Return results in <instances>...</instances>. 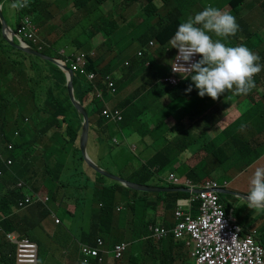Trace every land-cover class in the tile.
I'll list each match as a JSON object with an SVG mask.
<instances>
[{"label": "trees", "instance_id": "16d2710c", "mask_svg": "<svg viewBox=\"0 0 264 264\" xmlns=\"http://www.w3.org/2000/svg\"><path fill=\"white\" fill-rule=\"evenodd\" d=\"M81 1L83 3H81L80 0H29L25 14L31 16L33 21L41 29L43 24L52 18L51 15L53 12L50 8L53 9L56 7L61 9L62 7H70L72 12V8H80L77 13L81 14L82 11H86L87 22L90 23L91 27L96 29V31L92 30L89 32V40H92V44H94L93 40H97V37H100L103 39V43L98 47L97 44L96 46L94 45L95 52L98 53L97 58H90L89 51L86 53L87 58H90L88 60L87 70L89 73L96 75L95 81L93 84L89 83L87 79L77 73L76 78H74L75 96L76 100L82 105L88 104L87 112L90 118V133L98 130V135H101L106 134L109 123H115L113 120L106 119L105 116H103V113L106 110V105L118 96L120 89L126 85L129 76L134 73L138 74L140 72L147 71L146 64L150 63L151 66L156 61H161L162 64H164L162 66L163 72H160L159 78L168 76L167 73L169 70L168 67L165 66V63L169 58L171 61H174L175 57V54H173L174 48H171L172 46L169 41L177 31L179 24L182 23L181 20L183 16L197 4L195 0ZM157 1H161L163 3V8L154 5ZM136 2H142L144 5L140 21L141 19H144L145 22L143 24L140 23L139 25H136L135 31L134 33H130L132 36L128 38V41L139 44V51L143 52V58H137L138 53L136 56L130 55V58L128 59L129 66H126L128 61L122 62L125 50L118 48V43L121 42L119 40L120 35L118 33L119 26L116 24V20L113 19L118 12L111 11L106 14L105 8L110 4H113L115 9L118 5L124 12V7L128 10L132 4ZM249 2L251 3L249 4ZM228 4L231 8L230 12L236 17L240 26L239 31L232 37L230 43L232 42L233 46L243 44L250 49H260L258 53L261 57L260 63L264 65V30H260L259 33H253L257 32V27L254 25L255 20L252 16H245L243 14L246 9H249L251 14L256 19L262 21L264 27V0H228ZM95 10L98 12L97 16H91ZM40 16L44 19V23L41 22ZM122 18L123 17L120 16V19ZM151 21L155 24L151 23ZM84 23L85 20L83 18L82 26H84ZM131 23L134 24L132 20L131 22L128 21V27ZM116 38L118 39V42L116 41ZM74 43L77 44V47L85 49L87 47L86 40L83 42L74 41ZM150 43L155 44V47L159 46V48L153 47L154 49L151 50L152 55L149 57V54L145 51L150 49ZM34 45L32 43L31 46L34 47ZM163 50H166V55L162 53ZM43 53L48 54L47 46H44ZM47 63L51 66L54 75L57 76V81L53 82V94L52 91L50 94L53 101L50 105H53V108L56 111L54 110V112L49 114H47V112H45L46 114H37L40 115L39 117L42 119L46 118L44 122L41 121V123L44 124V127L40 128L37 134L40 137H44L45 135H48V133H51L52 135L50 138H58V145H50L52 150L60 157V160H58L56 165L51 162L50 154L47 153L49 144L48 141L40 142L41 144L39 147L41 149H45L41 156L43 157L42 159L37 158L34 152L30 151V153L25 154L22 151L24 145L22 146V143L19 140L13 141L10 136L13 135L14 129L16 128L9 127L7 123L8 118L6 110L8 106L5 108L0 107V146L7 149V144L9 142L14 143L15 145V148L9 150L7 153L8 158L12 162L11 170L7 171V173L3 175H0V260L3 264H15L14 246L7 238L8 233H16L19 239L28 238L35 242L39 248L40 264L43 263L41 259L42 256H44L46 260L49 256L46 248L41 242H39L42 240L31 237L34 233L32 222L26 223L23 218H15L19 215L15 214L18 209V205L24 202L28 196L34 199L37 196H43L41 193H47L50 196L51 209L53 206L56 209V206L60 204L56 213L58 212L60 215L67 214L70 218H75V221L77 219V215L75 217L74 214L69 212V205L75 206L77 213H79V209H84L86 207L90 197L89 193H85L90 189L87 183L89 181V174H87V172H94L86 165L80 151V137L82 134L83 120L75 111L67 95L66 79L63 71H61L58 66H54L50 62ZM168 66L170 67V65ZM263 70L264 68H262V71ZM258 78L259 76L257 74L254 77L256 84L254 89L258 88L256 83ZM109 83L114 84V93L113 88L111 89L108 87ZM148 85V87L144 88V91L134 93L129 100L123 103L120 101L118 96V107L111 109L112 112H115L116 110L122 112L123 120L118 123V126L122 131L131 127L135 130V134L139 135L143 140L146 136H150L152 131L148 123L144 119L140 118L142 114L150 116L149 112H143L142 114L139 113L140 104L154 98L156 99V102L153 105H155L168 95L172 96L174 101H179L185 97V93H188L187 89L189 85H192V89L195 87L191 79L183 82L178 88H170L169 85L166 86L167 88H163L158 84V80H153L151 83L148 82ZM160 89H164V91H158ZM101 90L103 95L101 98H98L96 91ZM143 96V101H139ZM237 96L239 98H243L245 95ZM153 105L150 106L152 107ZM11 115V119L16 121L14 125L15 127L19 124V121L17 122L19 115L18 113H12ZM157 117L158 116L153 118L155 119ZM240 125L241 123H237L234 127H230L222 136V139H225L224 141H217L208 145L211 149V153L208 151L207 153L215 156L213 157V160L217 161L219 167H225L226 164H230V167H237L246 170L264 156V141H242L237 144L235 141L232 143L229 142L231 133L234 130H237H233V128L239 127L238 129H240ZM91 141H93V139L90 135L89 142ZM221 143H225V145ZM175 144L180 147V141H176ZM175 144H170L166 148H171V146L176 147ZM25 145H28L26 150L35 149L30 146L29 143H26ZM39 147L37 149H39ZM169 148L165 151H159L154 159L148 163L149 165H143L141 169H137L132 173L130 172L128 177H125L123 174H121V177L130 183L140 186H157L160 188L170 187V185H165L164 181L157 177L159 172L163 173L162 171L169 169V166L175 162V159L170 157L172 153H168ZM43 159H45V164L42 162ZM209 161L212 160L203 161L199 166L194 168L192 170V174L189 175L190 180L199 187L204 186L208 180H213V167L210 166ZM154 169H158L159 172H154ZM99 177L104 180H108L102 176ZM75 178H85V185L76 184L78 182L72 183L71 180ZM33 182L38 185H43V187L40 186L38 189L34 190ZM112 185L114 186L111 187V192L105 189L101 192L100 190H96L94 187H91V189L96 191L95 198H99L104 204V207L100 208V216L102 214L105 216H111L115 208L117 209L120 204L124 206L126 205L128 212L135 216L133 222L135 223L137 229H139L140 225L147 220L142 219L140 216V213L142 212L141 207H144L148 210V212H150L152 209L157 210L159 206L164 204L165 210H163V213L171 214L170 212L175 210V207L180 200L179 195H181L141 193L125 188L115 182L112 183ZM61 192L63 197L62 201H59L57 197L61 194ZM75 192H78L79 194L75 195ZM119 196L123 197V201L121 199L119 200ZM150 196L156 197L157 201L155 203H150L148 199ZM224 198L225 197L222 196V199ZM143 204H146V207L142 206ZM223 204L226 207L225 211L229 213L227 202L223 200ZM33 206L34 207L25 210L24 213H27L29 216H36L38 220L47 218L48 212L42 203H37ZM197 213L198 210L196 215ZM253 215L254 213H251V216ZM122 216L127 217L128 213H123ZM259 216L261 220H263L262 216ZM240 219V222L242 220L249 219V215L247 213H240ZM61 220V225L59 226L60 230L65 231L68 224H66L64 220ZM150 225H155V223L145 224L144 226L146 230ZM99 238L105 239L103 235H99ZM45 239L52 242L49 237ZM97 239L98 238L91 233L89 238L84 240V243L92 247H97L98 242L102 241L103 249L106 248L104 240ZM259 240L264 246V228L260 234ZM104 251L108 253L105 249ZM180 257L182 256H172L171 261H176ZM105 258V254H101L102 262H100L99 259H91L86 263L104 264Z\"/></svg>", "mask_w": 264, "mask_h": 264}, {"label": "crops", "instance_id": "0c3cea01", "mask_svg": "<svg viewBox=\"0 0 264 264\" xmlns=\"http://www.w3.org/2000/svg\"><path fill=\"white\" fill-rule=\"evenodd\" d=\"M14 2L15 1L12 0H0L5 23L13 32L9 37L15 44H21V37L17 36V30L21 22V17L24 15V11L21 12L12 9L11 5ZM50 9L53 12V9ZM51 21L52 18L48 22H45L43 28L40 29L41 39L43 41L45 40L46 43H50V47H47V55L53 58L59 57L60 59L56 58L58 60H61L63 57L68 59L75 53L78 47L72 46L70 43L65 50L56 51V43L59 42V47H61L62 42L67 39L68 33L64 27L57 29L55 23ZM79 23L81 25L83 24L81 21ZM77 33L80 32L78 31ZM97 39L100 41L97 44L98 47L103 43V39L100 37H97ZM3 42H5L4 45ZM251 50L256 52L255 49ZM96 54L98 55L97 52ZM17 57L22 61L21 63L23 64L21 65H23L25 70L20 68L19 64L15 63L14 59ZM0 62V107L5 108L6 105L14 101L15 106L13 105V113H18L19 115L17 120L20 124L19 126L17 125L19 129L15 130V133L19 132V136H16L14 133L13 139H18L22 143L21 145H24L22 151L25 154L31 151L26 150L28 145L26 146L25 144L35 142L33 137H38L39 143L48 141L47 153L50 154L51 162L56 165L60 157L52 150L50 145H58V138H50L52 135L51 133H48V135L44 137H40L37 132L40 128L44 127L41 121L44 122L46 118L41 120H37V118H39L42 113L47 112V114H49L55 110L53 105H50L53 102L52 98L47 97V95L51 94L53 82L57 81V76L54 75L51 66L47 63L48 61L28 55L11 46L3 35L1 23ZM29 68L34 70L30 71ZM145 73L146 71L138 74L134 73L128 77L126 85L119 91V99L122 103L129 100L134 93L142 92L145 87L149 86V81L144 75ZM147 74L150 78L149 72H147ZM64 75L65 79H67L65 73ZM258 76L259 78L256 81L258 88L251 91L253 94L249 93L240 99H236V96L232 92L224 93L218 100H213L208 96L202 98L199 96L198 90L194 87L191 92L185 93V97L179 101H174L172 96L168 95L155 105H153L156 102L154 98L142 102L139 106V113L149 112L152 117L158 116L155 118L156 122L150 123V129L152 131L150 136H146L143 140L139 135L135 134V130L131 127L122 131L118 123H109L106 134L98 135V130L89 134V137L91 135L93 139L91 142L88 140L89 149L87 146V153L89 158L103 170L116 176H120V174L124 173V175L128 177L130 175L129 171L132 173L137 169H141L143 165L152 161L159 151L168 150L169 147L166 148L167 146L175 144L176 141H180V147L175 144L176 147L171 146V148H169L168 153H172L170 157L175 159V162L169 166V169L162 171L163 173H161V175H163L165 179L173 174L183 181H191L189 175L192 174L193 168L199 164V161L201 159L204 161L212 160L209 161V164L213 167V177H215V179L219 178L220 183H230V191L247 196L250 187V173H253L256 166L264 165V156L256 162V164H253L246 170L230 167V164H226L225 167H219L217 161L213 160L215 156L209 154L211 153V149L208 145L217 141H224L225 139H222L223 134L237 123H241L240 129H238L239 127L233 128V130H237L231 133L229 137L230 143L233 141H235L236 144L242 141H264V70L263 73L260 72ZM160 79L161 78L158 79V84L163 88H167L166 86L168 85L161 83ZM25 91L28 93L39 92L41 99H39L35 105L29 102L31 107L27 111V116H22L19 108L21 102L24 100L23 97L26 95ZM158 91H164V89ZM190 93L194 94V97H190ZM143 98L144 96L139 101ZM209 100H211V102L208 103ZM150 105L153 106L151 107ZM199 106L206 107L205 111L207 115L202 116L196 124L190 125L189 127L186 126L185 128L180 126L179 129V123L182 122L184 117L182 112L186 110H195L196 107ZM116 107H118L117 97L106 105V109L109 110ZM39 113L40 115H37ZM6 114L8 125L11 126V128H17L14 127L15 121L11 119L12 115L9 113L8 108ZM144 117L145 115L143 114L140 116L142 119H144ZM157 119H159V121H157ZM202 120L203 123H205V125L202 126L203 128L200 127ZM116 139L122 141L120 146H118L119 141ZM221 144L225 145V143ZM38 150L40 156L36 157L42 159V150L40 147ZM207 151L209 153H207ZM204 154L206 156H204ZM117 167L119 170H115ZM84 171L87 172L86 170ZM70 174L73 175L72 173ZM87 174H89L88 185L94 187L96 190L102 192L105 185L109 187L114 186L112 185V183L115 182L113 180H104L95 172H87ZM79 180L80 178H75L72 179L71 182H78L76 183L78 185H83V182H86L85 178L81 179V184ZM164 184L166 185L165 181ZM40 186L43 187V185ZM94 189L85 192L90 194L89 199L93 201L88 205L86 212L88 213L90 210L94 209L96 214L95 215L93 212L90 214L91 217L95 215L91 225L79 219V213H77L75 206L69 205L68 207L71 214H74L75 217L77 215V219L73 224H76V226L85 225L80 233H77L75 231L76 228L72 225L68 224L65 228L66 230L61 231L59 227L61 223L58 225L55 224L52 215H55L59 221L61 220L60 214H58V212L56 213L60 204L56 206V209L54 206L52 209L50 208L47 218L43 220H38L36 216H29L27 213H24V211L17 213L19 215L15 218H23L26 223L32 222L33 234L42 240L39 242H41L46 248V251H48L49 256L47 260L44 261L43 258H41L42 264H81L82 258L79 255L73 254L66 258L63 257L68 248H77L80 244L87 245L84 243V240L88 239L91 233L98 238L97 240L103 239L99 238V235L105 237L103 240L106 248L104 249L108 252V255L105 258L104 264H185V262L180 261V258L176 261H171L172 256L179 257L185 254V247L182 242L167 239L162 243H154V245L152 244L150 246H147L142 241L134 243L135 240L144 235L145 231L136 228L133 222L135 216L132 213L125 212L128 213L127 217H123V213H115L110 217L105 215L100 216L99 199L95 198L96 191ZM76 194L79 193L75 192V195ZM184 195L187 194L184 193ZM62 197L63 195L61 192L57 199L62 201ZM120 199L123 201L122 196H119V200ZM183 199L187 200L189 197ZM223 200L228 204V214L233 216L238 225L242 228L244 234H247L250 230H257L259 234H261L264 228V220H261L259 215L264 213V211L256 213L255 209L249 208L248 204L239 198L226 196ZM163 210H165L164 204L159 206L156 212L144 211L145 213H140V216L142 219H147V223H156V225L164 226L174 225V223H176L174 213H163ZM240 213H247L249 219L240 222ZM251 213H254V215L251 216ZM46 235L49 236L50 240L54 243L45 239L44 237ZM121 243L131 244L129 250L131 253L127 262H124L127 254L122 260H116L113 254L114 247ZM141 255H145L146 259L142 260Z\"/></svg>", "mask_w": 264, "mask_h": 264}, {"label": "clouds", "instance_id": "9594fccd", "mask_svg": "<svg viewBox=\"0 0 264 264\" xmlns=\"http://www.w3.org/2000/svg\"><path fill=\"white\" fill-rule=\"evenodd\" d=\"M12 1H15L11 5L12 9L19 10V9L24 8V10H23L24 15H26L25 10L27 9V6L29 4V0H12ZM23 11H21V12H23ZM239 27L240 26L236 20V17L230 11L223 10V9L218 8V7L211 6V5L206 6L203 10L197 12L194 16H189L186 21L179 24L177 31L175 32V34L171 37V39L169 41V43L172 46L171 48L178 49V52L175 53V57H174L173 62H175V60H176L178 64L183 66L185 68V70L189 73V76L186 78L183 76H175L172 73V67H171L170 75L162 77L160 79L161 83H163L165 85L172 86L173 88H178L183 82H186V81H188V79H191V81L195 85V88L198 90V94L200 97L203 98L205 96H208V97H211L213 100H218L219 97L226 92L227 93L232 92L234 95H247L249 93L253 94V93H251V91L256 87L254 77L262 71V68H264V65H262L260 63V60H261L260 55L256 52H254L253 50H251L250 48H248L247 46L243 45V44H238L237 46H233V45L229 46L230 44L228 45L227 43L224 42L229 37H231V40H232V37L235 36L236 33L239 31ZM38 28H39V26H38ZM253 33H257V32H253ZM39 36H40V28H39ZM20 39H21L22 43L31 42L28 40H24L23 38H20ZM44 46L48 47V45L45 41H43V43H42V49L41 50H39L38 45H36L35 49L38 50L39 52L43 53ZM150 47H152V46H150ZM43 54H45V53H43ZM139 55H141V56H139ZM76 56L77 55L75 53H73V55L70 56L68 59H65L64 57L61 58L60 62L65 64L72 71V69L70 67V61L69 60L76 57ZM196 56H199L200 59L194 60V57H196ZM91 57L97 58L96 52H92L90 54V58ZM57 58H59V57H57ZM137 58H139V59L143 58V52H139V54L137 55ZM89 59L87 58V64L85 67L86 74L87 75L88 74L93 75L94 81H95L96 75L93 73H89L87 70ZM128 63L129 62L126 63V66H129ZM149 65H150V63H149ZM148 68L149 67H146V69H148ZM173 70L176 71L174 68H173ZM72 72L74 73L75 78H76V74L78 72H74V71H72ZM78 74L81 75L80 73H78ZM82 77L87 79V81L89 83L93 84L94 81L90 82L88 80L87 76L86 77L82 76ZM171 79H176L178 81L177 84H173L170 81ZM110 84H112V83L108 84L109 88H110ZM106 85H107V83H106ZM112 85H113V91H115L114 90V84H112ZM74 90H75V87H74ZM187 91L188 92L192 91V85H189ZM96 92H97V94L101 92L103 95L102 90L96 91ZM75 98H76V96H75ZM91 101H92V99H91ZM87 106H88V104L86 105V107ZM105 112H109L112 115H114L115 112H119L122 115V112L118 111V110H116L115 112H112L111 110L106 109ZM103 116H105L104 113H103ZM105 118L107 119L106 116H105ZM122 120H123V117H122ZM114 122L119 123L117 121H114ZM16 129H19V127H17ZM16 129H14V133H15ZM14 133H13V135H14ZM13 135H10L11 139L13 141H17L18 139H13ZM16 136H19V134ZM10 145L13 146L12 149L15 148V145L12 142H9L7 144V149L0 146V153L3 155V158L5 159V162H3L1 167H0V169L3 171V174H5V173H7V171L11 170L12 164L10 166L6 167V165H7L6 162H7V160H9V158H8V156L6 157V155H5L9 152V150H12V149H9ZM120 145H121V143L118 144V146H120ZM41 150L43 152L44 148ZM145 165L147 166L149 164L147 163ZM153 171L156 173L159 172L158 169H154ZM129 173H130V171H129ZM122 174L124 175V173H122ZM100 176H102V175H100ZM121 176L122 175L120 174V176H118V177L122 178ZM102 177H104V176H102ZM157 177L159 179L164 180L167 185H170V187H166L168 189L190 190L191 193L187 194V195H189V199L193 194H195L196 192L198 193V191H192V189L189 186H187V183H191L195 187H199L196 184H194L192 181H183L182 179L178 178L176 175H173V174H171L167 179H165L163 177V175H161L160 172L158 173ZM171 177H175V179H179L182 183H184V185H182V186L172 185L170 182ZM104 178H106V177H104ZM210 181H216V180H210ZM208 182H209V180H208ZM115 183H118V182H115ZM118 184L125 187L121 183H118ZM225 184L227 185L226 186L227 188H224L221 190L230 191V189H231L230 183H224L223 185L222 184L221 185L225 186ZM249 185H250V187H249V191L247 193L246 201L245 200H243V201H245L248 204L249 208H253L257 211H264V165L256 166L254 168L252 176H251L250 181H249ZM153 187H157V186H153ZM103 189H105L109 192H111V190H112L111 187H109L107 185H105L103 187ZM41 194L43 196H40V198H41L40 201L38 200V198H39L38 196L34 199L28 196L27 198H31V200L33 202L31 204H28V205L24 204L25 201L20 203L18 205V209L16 210L15 214H17L18 212H21V211L28 210L29 208L34 207L33 205L37 204V203H42L44 208L48 212V210L51 208L50 198L46 196V193H41ZM153 194H156V193H153ZM170 194H174V193H170ZM176 194H184V193H176ZM224 197H226V196H224ZM46 199H48L47 202L45 201ZM189 199H187V200L183 199L182 200L180 197V200L178 201L177 206L175 207V210H173V213L175 212L174 213L175 221H176V213H177L180 202L188 201ZM222 203H223V199H222ZM21 204H23V205L21 206ZM119 206L120 207H118L117 209L115 208L112 215H114L115 213L122 214V213L128 212L126 205L124 206L121 204ZM103 207H104V204L99 199V209L103 208ZM100 213H101V210H100ZM100 213H99V215H100ZM48 214H49V212H48ZM260 215L262 216V218L264 220V213H262ZM108 217H110V216H108ZM145 224H147L146 221L144 223H142V225H140V227H139V229H143L145 231L144 235H142L141 238L135 240L134 243L142 241L147 246H150L152 244L154 245V243H162L167 239H172L176 242H182V244L185 247V254L181 255L182 257H180V261L186 262V261L192 259L194 261V263L196 264V261L191 256L192 249L187 247V245L185 244V241L175 240L171 234H169L166 238H163L161 240H157L155 238L154 234L157 233V231L166 230L168 232H171L175 227V223L172 226L156 225V223H155V225H150L147 230L144 226ZM250 231L258 232L257 230H250ZM258 234H259V232H258ZM11 236L16 237L17 239H19V238H18V235L16 233L15 234H12V233L7 234V238L9 239V241L14 246L15 260H16V264H17V248H16V244L13 243L11 240V238H10ZM143 236H144V239H143ZM259 237H260V234H259ZM259 237L257 240L263 246V244L259 240ZM85 246H90V245L80 244L79 247H77V248L76 247L68 248V250L65 251L66 253L64 254L63 258L69 257V256L74 254V255H79L82 258L81 264L88 262V260H91V259H88L87 257H85L83 252H82ZM90 247H92V246H90ZM130 247H131V244H128V243H121L119 245H116L113 249V254H114L115 259L116 260H122L124 258V256L129 252ZM117 250L120 251V253ZM102 251L106 257L108 255V253H106L104 251L103 247H102ZM117 255H120V256H118V258H117ZM36 264H40V262H39V248H38L37 263Z\"/></svg>", "mask_w": 264, "mask_h": 264}, {"label": "built area", "instance_id": "2783aa9c", "mask_svg": "<svg viewBox=\"0 0 264 264\" xmlns=\"http://www.w3.org/2000/svg\"><path fill=\"white\" fill-rule=\"evenodd\" d=\"M19 9L18 11H23ZM17 36L33 42L42 49V43L39 36V28L32 20L31 16L23 15L21 23L17 30ZM141 56V55H139ZM200 59L199 56L194 57V60ZM72 71L80 73L82 76H87L90 82L94 81L93 75L86 74L87 55L81 53L77 57L69 60ZM173 68L176 70L174 71ZM172 73L175 76L188 77L189 73L183 66L175 60ZM173 84H177L176 79L170 80ZM110 88L113 85L110 84ZM115 92V91H113ZM98 98L102 93H98ZM107 119L121 122L122 115L115 112L114 115L109 112H104ZM16 135L19 133L16 132ZM12 145L9 149H12ZM5 162L3 155L0 153V167ZM6 167L12 164L11 160H7ZM3 171L0 169V175ZM171 184L174 186H182L179 179L171 177ZM192 191H199L193 194L188 201L180 202L177 213L175 227L171 232L166 230L157 231L154 234L157 240L166 238L171 234L175 240L185 241L187 247L191 248V256L196 261V264H264V247L258 242L259 234L256 231L243 233L242 228L230 214L225 211V206L222 203V195L219 190L227 188L222 186L217 181H209L202 187H195L191 183H187ZM40 201L41 198L39 197ZM46 202L48 199L45 200ZM31 198H26L24 204H31ZM23 204H21L22 206ZM198 213L196 215V212ZM55 224H60V221L55 215L52 216ZM17 248V264H36L38 255V246L28 238L17 239L14 236L10 237ZM98 247L85 246L83 254L88 259H99L102 262L101 254H103V242H98ZM118 251V250H117ZM120 253V251H118ZM120 255H117V258Z\"/></svg>", "mask_w": 264, "mask_h": 264}, {"label": "rangeland", "instance_id": "374dc122", "mask_svg": "<svg viewBox=\"0 0 264 264\" xmlns=\"http://www.w3.org/2000/svg\"><path fill=\"white\" fill-rule=\"evenodd\" d=\"M196 1V4L193 8H191L182 18V22L186 21L187 18L189 16H194L197 12L203 10L206 6L208 5H211V6H214V7H218L220 9H223V10H228L230 11V6L228 4V0H195ZM81 3H83L81 0H80ZM251 2H249L250 4ZM155 6L157 7H161L163 8V3L161 1H157L156 4H154ZM103 6V5H102ZM143 3L142 2H136L134 4H132V6L127 10L125 7H124V12L119 8V6L117 5L114 9V5L113 4H110L109 6H107L105 8V12L106 14L111 12V11H114V12H118L116 13V16L113 18L115 19L116 21V24L119 26V40L121 41L120 43H118V48L120 49H123L125 50V53L123 55V59H122V62H126L128 61V59L130 58V55L131 56H136V54L141 51L140 50V46L139 44H137L136 42H129L128 41V38L131 37L132 35L130 33H134L135 31V28H136V25H139L140 23L143 24L145 22L144 19H141L140 21V16L142 15V8H143ZM80 8H76V9H73V12L71 11V8L70 7H62L61 9H58L56 7L53 8V13H52V23H55V25L57 26V29L58 28H65V30L67 31V39H65L63 42H62V46L59 47V42L56 43V51H60V50H65L68 45L71 43V45L73 46H76L77 44L74 43V41H80V42H83L86 40V49L85 48H81V47H78V49L75 51L76 55H80L81 53H87V51H89V54H91L93 51H95V43L98 44L100 41L99 39L97 40H93V43L92 44V40L90 41L89 40V32L90 31H96V29L94 27H91L90 23L87 22V13L86 11H82V14L81 13H77L79 11ZM104 10V9H103ZM70 11V12H69ZM98 12L97 10L94 11V13L91 15H96L97 16ZM243 14L246 16V15H250L253 17V19L255 20L254 22V25H256L257 27V33L260 32V30H264V27H263V24H262V21H259L258 19H256L252 14H251V11L249 9H246ZM120 16H122L123 18L120 19ZM83 18L85 20V23H84V26H82L79 22L81 21L83 23ZM40 19H41V22L44 23V19L40 16ZM89 19V17H88ZM134 23V24H130V26L128 27V21ZM1 23V22H0ZM151 23H153L151 21ZM155 24V23H153ZM43 28V27H41ZM85 29V31H83ZM87 29V30H86ZM80 32V33H77V32ZM215 38V37H214ZM45 41V40H44ZM116 41L118 42V39L116 38ZM229 41H231V38H227L224 42L227 43L229 46H232V42L230 43ZM5 44V42H3V45ZM28 44L31 46L32 43L31 42H28ZM34 45V44H33ZM47 45L50 47V43H47ZM52 45V44H51ZM152 46V47H150ZM33 47V46H32ZM153 47H155V44L153 43H150L149 45V48L150 49H147L145 52H147L149 54V57L152 55V52L151 50L154 49ZM34 48H36V46L34 45ZM155 48H159V46H156ZM260 49L256 50V53H259ZM176 52H178V49L174 48V51H173V54H175ZM162 53L164 55H166V50H163ZM137 54V55H138ZM76 56V57H77ZM166 57V56H164ZM38 58V57H37ZM15 63L16 64H19L20 65V68L24 69L23 63H21L22 61L20 60L19 57L15 58L14 59ZM2 62V61H1ZM0 62V63H1ZM174 63L173 61L170 60V58L166 61L165 63V66L168 67V73L167 75H170L171 73V67L173 68L174 66ZM164 64H162L161 61H156L154 64H152L151 66L149 65V63L146 64V67H149L146 71V73L144 74L146 79L151 83V81L153 80H158L159 79V74L160 72H163L162 70V66ZM170 65V67L168 66ZM124 69V67H123ZM25 70V69H24ZM30 71L34 70L32 68H29ZM126 71V70H125ZM147 72H149L150 74V78H149V75L147 74ZM261 73H263V71H261ZM171 88H173L172 86H169ZM120 93V92H119ZM118 93V96L120 97ZM25 96L23 97L24 100L21 102L20 104V108H19V111H20V114L22 116H27V111L28 109L31 107V105L29 104V102H31L32 104L35 105V103L37 101H39L40 98V93L39 92H32V93H28L27 91H25ZM52 94H53V91H52ZM117 96V97H118ZM190 97H194V94L190 93L189 94ZM236 96V99H240L237 95ZM47 97H50V95H47ZM46 97V99H47ZM54 97V95H53ZM235 99V98H234ZM71 102V101H70ZM211 102V100L208 101V103ZM14 101L12 103H9L8 105V109H9V113H13V109H14ZM206 107L205 106H199V107H196L195 110H191V111H183V119H182V122L179 123V126L178 128L180 129V126L181 127H186V126H190V125H193V124H196L197 121L199 119H201L202 116H206L207 113L205 111ZM39 119H42L41 117L37 118V120ZM144 120L149 124L150 126V123L151 122H156V120L152 117V116H145L144 117ZM157 121H159V119H157ZM16 122V121H15ZM17 125H20V124H17ZM205 123H203V120L201 121V125L200 127L203 128L202 126H204ZM11 127V126H9ZM17 127V126H15ZM118 136V135H117ZM116 136V137H117ZM34 141L35 142H31L30 143V146H32L33 148H35L34 150H31V152H34L36 156H40V153H39V150L37 149L39 146H40V143L38 142V139L37 138H34ZM118 140V139H116ZM119 143H122V141L118 140ZM45 149L43 150L42 154L44 153ZM6 157H7V154H5ZM204 156H206L204 154ZM204 160L201 159L199 164L197 165V162H196V165L199 166ZM43 164H45V159H43ZM196 166V167H197ZM195 167V168H196ZM194 169V168H193ZM115 170H119V168L117 167ZM235 175V174H233ZM252 176V173H250V177ZM83 179V178H81ZM81 179L79 180V183L81 184ZM246 179V178H244ZM213 180H216L217 182H219V178H216L213 177ZM86 183V182H85ZM85 183L83 182V185H85ZM220 183V182H219ZM223 185V183H220ZM82 185V184H81ZM167 185V184H166ZM40 185L38 184H35L33 182V189L36 190L39 188ZM90 189L89 190H92L91 189V186H89ZM88 190V191H89ZM141 193H147V192H141ZM148 194H153V193H148ZM46 196L50 198V196L46 193ZM181 197V199L185 198V197H189V195H184V194H181L179 195ZM150 203H155L157 201L156 197L154 196H150V198H148ZM93 202L91 201L90 199L88 200V203L86 205V207L83 209H79V219H82V221H84V223H89V225L92 224L94 218H95V210L92 209L90 210L88 213L86 212L87 210V207L88 205ZM96 203V201H95ZM50 206H51V201H50ZM142 206H145L146 207V204H143ZM141 210H142V214H144L145 212L144 211H148L147 209H145L144 207H141ZM256 213H260V211H257L255 210ZM91 212H93L95 215L93 217L90 216ZM150 212H156V210H151ZM60 218L62 220L65 221L66 224H69V225H72L75 229V231L77 233H80L81 229L85 226V225H82V226H76V224H73L75 223V219L74 218H70L67 214L65 215H60ZM51 221V220H50ZM31 237H34V238H37L38 240L40 239L39 237H37L35 234H32ZM49 236H45L44 238H47ZM130 253H127L126 255V258H125V261L124 262H127L128 261V257L130 256ZM41 258H43V260L45 261L46 258L44 256H42ZM141 259L144 260L146 259V256L145 255H141ZM0 264H3L2 261L0 260ZM15 264H16V260H15ZM185 264H195L193 260H188L185 262Z\"/></svg>", "mask_w": 264, "mask_h": 264}, {"label": "water", "instance_id": "95a60500", "mask_svg": "<svg viewBox=\"0 0 264 264\" xmlns=\"http://www.w3.org/2000/svg\"><path fill=\"white\" fill-rule=\"evenodd\" d=\"M0 22L2 25L3 35L11 46H13L14 48H16V49H18V50H20V51H22L28 55H32V56L38 57L42 60L51 62L52 64L58 66L66 74V77H67V79H66L67 95H68L75 111L81 116V118L83 120L82 134L80 137V151H81L84 162L86 163V165L90 169H92L95 173H97L99 175H102V176H104L110 180L115 181V182L121 183L126 188L137 191V192H147V193H156V194H170V193L190 194L191 193L190 190L168 189V188H159V187H145V186H139L136 184H132L123 178H120V177L115 176V175H113V174H111L105 170H102L99 166H97L89 158V155L87 153V146H88V140H89V134H90V118H89V115L87 112L86 105H82L75 98V90H74L75 75H74V73L65 64L61 63L60 60L39 52L38 50H36L34 47L30 46L27 43L15 44L14 42H12V40L10 39L9 36H11V34H13V32L7 27V25L5 23V17L3 15L1 4H0ZM219 194L222 196H231V197L239 198V199L245 200V201H246V197H247L245 195L235 193L232 191H227V190H219Z\"/></svg>", "mask_w": 264, "mask_h": 264}]
</instances>
